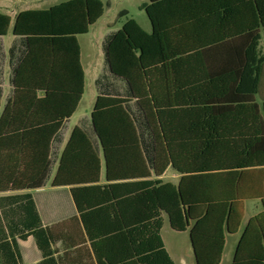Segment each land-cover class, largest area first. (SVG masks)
I'll return each mask as SVG.
<instances>
[{"label":"trees","instance_id":"16d2710c","mask_svg":"<svg viewBox=\"0 0 264 264\" xmlns=\"http://www.w3.org/2000/svg\"><path fill=\"white\" fill-rule=\"evenodd\" d=\"M141 9L152 31L130 19L105 37L92 116L60 154L63 122L86 88L79 37L105 5L69 0L15 18L0 12V38L12 26L15 37L10 84L42 94L23 135L27 175L15 188L41 189L56 168L51 186L71 188L72 221L98 264H175L161 234L165 215L174 231L189 232L197 264H221L245 202L260 200L263 212L248 221L232 264H264V176H246L264 168V0H149ZM3 61L0 44V85ZM169 168L178 185L163 181ZM25 207L21 239L34 236L40 264H61L53 245L62 232L41 226L32 197ZM19 263L17 247L0 242V264Z\"/></svg>","mask_w":264,"mask_h":264},{"label":"crops","instance_id":"0c3cea01","mask_svg":"<svg viewBox=\"0 0 264 264\" xmlns=\"http://www.w3.org/2000/svg\"><path fill=\"white\" fill-rule=\"evenodd\" d=\"M13 13L16 17V15L19 14L20 12L13 11ZM124 15L126 16L125 13ZM150 27L152 31L151 22H150ZM263 31H262V43L260 48L262 56H264ZM111 32H116V31H110L108 34H110ZM108 34H106L105 37ZM9 37H10V33L5 37L0 38V44L2 46V55H4V61L1 63V70L3 74H2V82L0 85V242L7 241L11 243L13 246L17 247V250L20 255L19 264H25L26 261L30 262V264H40L43 261L42 252L39 250L34 236L30 235L26 240L21 239V234H23L24 232L25 234L27 233V231H24L25 230L24 221H26V219L28 218V216L26 215L25 206L29 198L32 197V200L35 202L37 212L41 219V226L43 228H56L62 232L60 236L61 237L60 240L53 245V249L56 250L57 252L55 254V258H60L61 264H98V261L92 251L91 245L88 242L87 238L85 237L86 238V242H85L82 236V232L80 231V229H78V225L72 221L74 217L78 216V212L71 198V193H70L71 188L70 187L55 188L51 186V182L56 173V168L53 170L50 183L41 189L19 190L18 188H15V182L17 180L23 179L24 174L25 176L27 175V171H25L27 165L26 162H24V155H23L24 149H27V143L24 142L23 135L24 132L27 130V122L31 115L33 107L37 102V100H39L42 97V94L38 93L37 96H34L33 93L15 91L14 86L10 84V65L8 59V52L14 43L15 37L12 34L10 38V42L8 43L7 39ZM102 48H103V44H102ZM81 61H82V47H81ZM223 65H227V63L226 62L217 63V66L219 67H222ZM104 66L105 63L103 65L102 73L104 71ZM101 74L98 76V78L101 76ZM96 81H95V86H96ZM9 96L11 97V101L9 104H7V98ZM97 97H98V93H97ZM257 99L259 102H261V100L264 99V75L262 79L261 95L258 96ZM74 115L63 122L66 128L64 130L63 142H61L57 146L58 154L62 152L72 133L71 131H69V124L72 121ZM53 148H54V144L52 143V150ZM105 165H106L105 160L103 159L101 182H100L101 185L107 184ZM167 172L162 177L163 181ZM174 173L175 176L181 178V176L177 174L175 171ZM253 174H257L259 177L264 176V168L250 170L246 173V176L248 177L249 175H253ZM152 179H156V177H153ZM262 194L264 196V186H263ZM249 203H255V205H257L256 209L257 212H259L257 215L263 212V206L260 200H251L245 202L244 218L241 229L237 235L234 236H230L228 234L226 235L225 251L227 248L228 239L229 238L236 239L238 235L241 233V231L242 230L244 231L248 221L252 217L257 216V215H252L251 217H246V211ZM185 233L189 234V232H185ZM240 237L241 235L235 240L234 254L236 251L237 244L240 240ZM189 241L191 244L190 235H189ZM164 244L167 252L172 258L165 242ZM190 247H191L190 249L192 255L194 257L193 259L196 264L192 245ZM172 260L174 261L173 258Z\"/></svg>","mask_w":264,"mask_h":264},{"label":"rangeland","instance_id":"374dc122","mask_svg":"<svg viewBox=\"0 0 264 264\" xmlns=\"http://www.w3.org/2000/svg\"><path fill=\"white\" fill-rule=\"evenodd\" d=\"M69 0H0V12L15 17L13 11H27L36 9H49L52 6L61 4ZM105 5V13L98 23L93 26L88 35L79 38L82 47V64L86 73V88L84 97L80 103L79 109L69 124V131H73L79 125L83 118H91L96 99L97 91L95 81L102 73L104 65L103 40L110 31H118L123 24L131 18L136 19L139 24L147 31H151L150 21L142 5L149 3V0H101ZM126 14V16L124 15ZM13 34L11 27L10 37ZM263 48H264V31H263ZM173 169H169L164 182L178 185L180 178L174 175ZM255 203H249L246 211V217L257 215ZM165 224L162 230V238L176 262V264H195L191 252V244L188 233H177L174 231L164 216ZM246 223V222H245ZM243 231V230H242ZM241 231V233H242ZM239 234L238 237L242 234ZM237 237V238H238ZM236 238V239H237ZM236 239L229 238L227 248L224 254L222 264H231L234 257V243ZM25 264H30L27 262Z\"/></svg>","mask_w":264,"mask_h":264},{"label":"water","instance_id":"95a60500","mask_svg":"<svg viewBox=\"0 0 264 264\" xmlns=\"http://www.w3.org/2000/svg\"><path fill=\"white\" fill-rule=\"evenodd\" d=\"M191 245H192V248H193V243H192V241H191ZM193 252H194V248H193ZM194 256H195V253H194ZM195 260H196V257H195ZM196 264H197V262H196Z\"/></svg>","mask_w":264,"mask_h":264}]
</instances>
